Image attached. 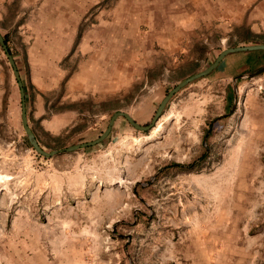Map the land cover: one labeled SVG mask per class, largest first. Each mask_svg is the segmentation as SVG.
Segmentation results:
<instances>
[{
	"label": "rangeland",
	"instance_id": "rangeland-1",
	"mask_svg": "<svg viewBox=\"0 0 264 264\" xmlns=\"http://www.w3.org/2000/svg\"><path fill=\"white\" fill-rule=\"evenodd\" d=\"M159 1L0 4L44 149L98 138L120 110L149 124L169 91L223 49L264 43V30L243 41L249 25L264 26V0H220L244 26L212 54L197 43L194 53L158 56L142 19ZM257 54L186 85L151 130L120 117L100 144L47 158L26 140L20 86L0 44V264H264ZM104 89L117 90L104 101Z\"/></svg>",
	"mask_w": 264,
	"mask_h": 264
},
{
	"label": "crops",
	"instance_id": "crops-1",
	"mask_svg": "<svg viewBox=\"0 0 264 264\" xmlns=\"http://www.w3.org/2000/svg\"><path fill=\"white\" fill-rule=\"evenodd\" d=\"M13 1L18 0H0V4H11ZM62 4L64 3L62 2ZM221 9L220 0H162V3L159 1L150 11H145L147 17L142 19V21H145L144 24L147 30L146 35H144L146 38L144 42L151 46L152 52L157 53L158 56L161 54L174 56L180 52L194 53L193 47L197 43L209 46L208 48L211 51L208 54H212L218 49L221 38L227 39L234 35L232 32H234L236 26H244V21L241 23L235 21L233 10L224 8L221 12ZM58 12H65V9ZM67 12L71 11L67 10ZM221 13H226V15L221 16ZM258 26V24L249 25L247 31L249 33H260L264 30V26L262 28ZM140 28L141 24L138 23L135 29ZM250 39L246 40L243 38V41H250ZM156 45L161 48L155 50L153 47ZM258 51L231 53L222 62L230 58H236L235 56L257 54ZM154 57L153 53L146 60L149 63L155 62L156 59ZM241 60L239 59V61ZM153 66L154 63L150 65V67ZM108 90L99 91L101 100H107L117 89Z\"/></svg>",
	"mask_w": 264,
	"mask_h": 264
},
{
	"label": "water",
	"instance_id": "water-1",
	"mask_svg": "<svg viewBox=\"0 0 264 264\" xmlns=\"http://www.w3.org/2000/svg\"><path fill=\"white\" fill-rule=\"evenodd\" d=\"M0 44L3 46V48L6 52V55L9 59V62L11 64V66L13 67L15 77L18 80V83L20 86L21 100H22V123H23L24 129H25L26 135L29 139L30 144L34 147V149L37 151V153H39L40 155H43L44 157H47V158H52L53 156L58 155V154L63 153V152L77 151L79 149H83V148H87V147H91V146H95V145L100 144L101 142H103L104 140H106L108 138V136L110 135L114 125L116 124V121L120 117L126 118L129 121V123H131L137 129H140L143 131L151 130L158 123L161 116L163 115V112H164L168 102L177 92H179L182 88H184L189 83H191V82H193L199 78H202L204 76H207L208 74L213 72L220 65V63L223 61V59L228 54L240 52V51L264 50V43L239 45V46L228 47V48L223 49L219 53V55L217 56L215 61L213 63H211L207 68L185 78L184 80L179 82L172 90L169 91V93L161 101L151 123H149V124L142 125V124L138 123L136 121V119L127 111H122V110L116 111L112 115L107 129L98 138L91 140V141L83 142V143H77V144L68 146L66 148H60V149H54L51 151H47L46 149H44V147L38 141L36 134H35L33 128L31 127L30 123H29V116H28V110H27L26 92H25V88H24V83L21 79L20 71H19L18 66L16 64L14 56H13L12 52L9 50V47L6 43L4 35L1 33V31H0ZM262 72H264V66L262 68H260L258 71L251 73L250 76L253 77V76H255L259 73H262ZM242 76L243 75H238L236 78L242 77Z\"/></svg>",
	"mask_w": 264,
	"mask_h": 264
},
{
	"label": "trees",
	"instance_id": "trees-1",
	"mask_svg": "<svg viewBox=\"0 0 264 264\" xmlns=\"http://www.w3.org/2000/svg\"><path fill=\"white\" fill-rule=\"evenodd\" d=\"M246 36L244 37L246 40L247 39H249V38H251V39H254L257 35H255L254 33H249L248 31H246ZM4 38H5V40H6V43L8 44V39H7V36L6 35H4ZM9 47V46H8ZM9 50L11 51V49H10V47H9ZM258 52H264L263 50H259ZM259 56H261L260 54H259ZM109 137V136H108ZM26 140H29L28 138H26ZM174 165L175 166H177V167H185V165H183V164H179V163H174Z\"/></svg>",
	"mask_w": 264,
	"mask_h": 264
}]
</instances>
